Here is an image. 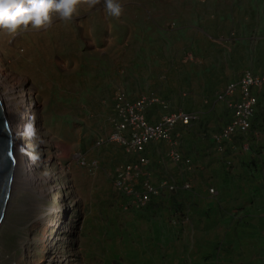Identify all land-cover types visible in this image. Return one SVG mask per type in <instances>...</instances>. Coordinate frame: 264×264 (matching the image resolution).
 <instances>
[{
  "label": "rangeland",
  "instance_id": "1",
  "mask_svg": "<svg viewBox=\"0 0 264 264\" xmlns=\"http://www.w3.org/2000/svg\"><path fill=\"white\" fill-rule=\"evenodd\" d=\"M118 2L119 18L109 17L101 0L70 22L51 12V24L38 30H0V75L16 88L13 109H23L31 126L16 165L29 166L33 178L15 176L21 181L0 221V264H264V196L255 200L258 190L247 187L258 181L238 185L217 152L210 159L193 154L206 163L181 171L168 157L174 145L188 148L180 132L174 145L150 144L147 157L156 181L186 180L190 188L126 208L112 178L127 155L104 142L117 91L130 99L153 92L173 110L196 111V136L223 125V105L203 97L243 69L264 68V51L256 50L264 49V0ZM161 112L154 108L149 120ZM256 136L234 152L247 157ZM79 157L97 165L90 169ZM213 158L221 167L209 174L204 166L214 167Z\"/></svg>",
  "mask_w": 264,
  "mask_h": 264
},
{
  "label": "built area",
  "instance_id": "2",
  "mask_svg": "<svg viewBox=\"0 0 264 264\" xmlns=\"http://www.w3.org/2000/svg\"><path fill=\"white\" fill-rule=\"evenodd\" d=\"M263 79L264 74L244 71L238 79L215 93V98L224 101L230 110L228 123L211 135L216 149H221L220 144L224 139L228 140L236 132L244 133L248 130L256 103L253 90ZM112 101L109 121L112 129L104 142L117 144L129 158L117 164L112 178L113 188L124 197L125 207L142 208L161 192H171L177 188L189 189V182L183 180L179 184L167 179L153 182L145 152L147 146L153 142H169L174 145L175 141L171 140L175 127L178 124H190L196 118V113L178 110L161 114L152 121L146 117V110L155 102L165 107V103L154 95H143L129 100L122 91H117ZM101 143L102 140L96 141V145ZM168 157L190 170L191 162L182 156L175 145L169 150ZM78 161L90 169L97 165L93 159L86 162L79 157ZM209 192L214 191L210 188Z\"/></svg>",
  "mask_w": 264,
  "mask_h": 264
},
{
  "label": "trees",
  "instance_id": "3",
  "mask_svg": "<svg viewBox=\"0 0 264 264\" xmlns=\"http://www.w3.org/2000/svg\"><path fill=\"white\" fill-rule=\"evenodd\" d=\"M260 31H261V34L264 35L263 25ZM257 49H259V52L264 51V49L260 48V46L257 47L256 50ZM258 59L261 60L262 58L258 57ZM262 61L264 62L263 59ZM123 93L129 99L131 98L127 95L126 92H123ZM254 93L257 98V101L255 105L254 114L251 116V119H250L249 129L247 130L246 133L236 132L235 134L230 136L228 140L224 139L220 144V147H221L220 150H216L215 142L210 137V133L216 130L208 131L206 127H203L202 131L199 130L200 136H196V133H197L196 129L195 128L190 129V126L194 124L195 121L191 122L188 125L178 124L175 127L174 132L172 133V138L176 136L178 137L180 132H183L187 134L188 136V138H186V140L189 141V145H190L188 146V148H184V149L180 148L179 145H181V143H179L178 145V149L180 150L182 156L191 162V170L185 172L186 174L188 172L190 173L191 171H193L194 168L195 169L197 168V170L201 169V166L199 164L200 162L198 163L197 160H194L193 154L195 155L196 153H198L197 154L198 158H200L203 155H207L210 159L211 155L215 154V152L220 153L221 155L220 160L222 161L223 159L225 160V163H226L225 168L223 167L222 168L225 169L228 174L234 173L233 178L235 180L236 179L238 180L236 182L238 185L243 180L247 182L258 181L256 187H253L254 184H251V183L247 184L248 188L256 190V191L258 190L257 192H255V195H253L255 200L258 201V200H262L264 196V192H263L264 191V81L262 82L259 88L254 90ZM151 94H154L159 100H162L163 102H165L166 108L163 109L162 105L158 102L153 103L152 106L146 110L147 118H149L148 115H150V112H152L154 108H157L162 112L173 111L174 108L172 109L170 107L169 100L166 96H161L153 92ZM180 109L183 111H188L187 109H184V108H180ZM223 109H224V112L226 113V119H227L228 111L224 106H223ZM219 127L221 128L222 125H220ZM219 127H217L216 129L219 130L220 129ZM192 131L194 132L193 134H192ZM255 133H257V136H256V139H253V142L251 143L248 149L249 151L248 153H246L247 157H245V155L236 154V152L234 151L239 150L238 147L243 142V139L244 140L247 139L249 141L251 140L250 137L253 136ZM177 141L179 142V137ZM200 141L203 143V145L201 146L199 143ZM118 147L121 149L122 152H124L120 146ZM205 149L206 151H204ZM183 150H185L186 152ZM127 159H129L128 156L126 160ZM212 160H213V163H215L216 160H214V158ZM221 161H216V165L214 167L211 166L210 161H207V165L204 166L206 168L205 172L211 174L210 172L215 173L216 169L220 170ZM168 193H172V192H161L159 197H161L162 195H167ZM119 196L122 198V201H124V197L120 194ZM142 208H145V207H142ZM142 208H137V209H142ZM130 209H133V208H130Z\"/></svg>",
  "mask_w": 264,
  "mask_h": 264
},
{
  "label": "clouds",
  "instance_id": "4",
  "mask_svg": "<svg viewBox=\"0 0 264 264\" xmlns=\"http://www.w3.org/2000/svg\"><path fill=\"white\" fill-rule=\"evenodd\" d=\"M100 3H101V0H0V30H6L10 34H15L21 26H23L24 29L31 27L33 29L38 30L41 27H46V26H49L51 24V22H52L51 16H50L51 12L56 13L57 17L60 20L65 21V22H70V21H72L74 16L78 14L80 8H86L88 10H91V9L95 8V6L100 4ZM103 4H104V8L106 10V13L109 17L119 18L122 15L123 8H122V5L118 2V0H103ZM244 71H249L252 74H261V75L264 74V68L260 72H253L249 69H243L242 71H240V73L237 76L234 77V79L228 80L219 89L215 90L214 94H212L210 96L203 97V99H204L203 103L204 104L210 105V106H213L214 104H222L227 109V111H228L227 121L222 125V127L225 124H227L228 121L230 120L229 119L230 118V110L227 108L226 103L224 101H221V100H218L215 98V93L220 91L222 88H224L229 82H232V81L238 79V77ZM263 81H264V79L262 80V82ZM262 82H261V84H262ZM261 84L259 86H257L256 88H254V90L259 88L261 86ZM254 90H253V94L255 95ZM144 95H154V94L150 93V94H144ZM140 96H143V95H140ZM137 97H139V96H137ZM137 97H135V98H137ZM135 98H132V99H135ZM255 98H256V96H255ZM132 99H129V100H132ZM256 101H257V98H256ZM255 105H256V103H255ZM162 108L165 109L166 104H165V107H162ZM178 110H181V109L162 112L161 114L173 113L174 111H178ZM254 111H255V109H254ZM185 112L196 113V111H194V112L185 111ZM197 118H198V115L196 113V118H194V120L191 122L196 121ZM30 127H31L30 125L27 126V128H30ZM27 128H26V134H29V135L33 134V133H28ZM219 130H216V131L218 132ZM216 131H214V132H216ZM214 132L210 133V137ZM246 132H244V133H246ZM176 138H177V136L174 137L172 141L178 142L177 140H175ZM176 148L178 149V146H176ZM179 152H180V150H179ZM38 159H39L38 155L33 157V162H35ZM177 164H179V163H177ZM149 168H150V162L148 165V169ZM179 168L183 172H187V171L191 170V168H190V170L187 168H184L181 164H179ZM162 179H166V178L163 177ZM151 180H152V176H151ZM160 180H158V181H160ZM158 181L154 180L153 182H158ZM183 181H186V180H183ZM177 189H175V190H177ZM171 192H175V191H171ZM159 196L152 198L146 206H148L152 201L159 199L160 198ZM146 206H144V207H146Z\"/></svg>",
  "mask_w": 264,
  "mask_h": 264
},
{
  "label": "bare ground",
  "instance_id": "5",
  "mask_svg": "<svg viewBox=\"0 0 264 264\" xmlns=\"http://www.w3.org/2000/svg\"><path fill=\"white\" fill-rule=\"evenodd\" d=\"M3 81H4V78H3V76L0 75V103H3L4 107H9V110L5 111V109H3V115H4L5 122L7 124V127L9 129L11 144H12V147L14 148V151H15L13 153V155L14 154L15 155L13 156L14 157L13 173H12L11 184H10L11 188H13L15 183H17V182L19 183V181H21V179L19 180V179L15 178V176L17 175L18 172H19V174H22V175H20L21 178L26 177L25 179L30 181V183L33 181V178L31 176L32 174L30 175V173H29V171L31 170V168H29V166L24 165L22 167L17 168V165H16L18 163V161L23 159L22 150H20V147L22 146L21 142L23 140V134L22 133L25 130V127L27 126L23 122L26 119V114L24 113L23 109L20 110L19 112L14 111L13 103H11V101L14 98L17 90L14 87L13 88L6 87L3 83ZM10 191H11V189H10ZM7 203H6V205H7Z\"/></svg>",
  "mask_w": 264,
  "mask_h": 264
},
{
  "label": "water",
  "instance_id": "6",
  "mask_svg": "<svg viewBox=\"0 0 264 264\" xmlns=\"http://www.w3.org/2000/svg\"><path fill=\"white\" fill-rule=\"evenodd\" d=\"M4 106L0 103V221L4 216L10 195L13 173V147L10 133L3 115Z\"/></svg>",
  "mask_w": 264,
  "mask_h": 264
},
{
  "label": "crops",
  "instance_id": "7",
  "mask_svg": "<svg viewBox=\"0 0 264 264\" xmlns=\"http://www.w3.org/2000/svg\"><path fill=\"white\" fill-rule=\"evenodd\" d=\"M153 121V120H152ZM188 146H190V145H188ZM149 147V146H148ZM148 147L146 148V154L148 153ZM202 160H204L203 162H200L199 164L201 165H203V164H205L206 163V160L205 159H202ZM149 170H150V173H151V176H152V180L154 181L155 180V174L153 173V170H152V168H151V166H150V168H149ZM203 186V185H202ZM202 186H201V188H202ZM233 197H235V196H233ZM157 201H158V199H156L155 201H152L149 205H148V207L149 206H152V205H155V203H157ZM207 202H208V200H206L205 202H203L202 203V205H206L207 204ZM261 229H263V228H261ZM261 242H263V243H261V244H264V240H260ZM258 246H261L260 244H258ZM263 246V245H262Z\"/></svg>",
  "mask_w": 264,
  "mask_h": 264
}]
</instances>
